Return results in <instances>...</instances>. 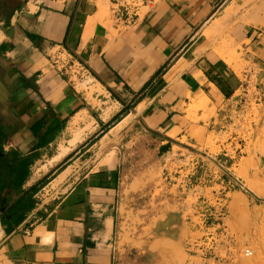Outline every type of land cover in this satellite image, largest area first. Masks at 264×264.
<instances>
[{"label": "crops", "instance_id": "crops-1", "mask_svg": "<svg viewBox=\"0 0 264 264\" xmlns=\"http://www.w3.org/2000/svg\"><path fill=\"white\" fill-rule=\"evenodd\" d=\"M99 1L0 0V264H122L127 156L199 144L197 108L226 123L264 79V32L243 39L240 74L205 46L235 0L119 24Z\"/></svg>", "mask_w": 264, "mask_h": 264}, {"label": "rangeland", "instance_id": "rangeland-1", "mask_svg": "<svg viewBox=\"0 0 264 264\" xmlns=\"http://www.w3.org/2000/svg\"><path fill=\"white\" fill-rule=\"evenodd\" d=\"M261 1L235 0L204 31L205 46L239 74L249 65L243 39L264 32ZM98 7V19L113 20L107 0ZM230 111L222 123L201 104L192 116L203 121L199 144L166 156L142 145L127 156L122 264H264V196L243 186L264 192V79L254 74L248 102Z\"/></svg>", "mask_w": 264, "mask_h": 264}, {"label": "built area", "instance_id": "built-area-1", "mask_svg": "<svg viewBox=\"0 0 264 264\" xmlns=\"http://www.w3.org/2000/svg\"><path fill=\"white\" fill-rule=\"evenodd\" d=\"M116 23L137 19L156 9L164 0H107Z\"/></svg>", "mask_w": 264, "mask_h": 264}, {"label": "bare ground", "instance_id": "bare-ground-1", "mask_svg": "<svg viewBox=\"0 0 264 264\" xmlns=\"http://www.w3.org/2000/svg\"><path fill=\"white\" fill-rule=\"evenodd\" d=\"M243 186L245 187V188H247L249 191H251L252 193H254L255 195H256V193L257 194H259V196L261 195V196H264V192L263 191H261V190H256V189H254L253 187H251V185L250 184H243Z\"/></svg>", "mask_w": 264, "mask_h": 264}, {"label": "water", "instance_id": "water-1", "mask_svg": "<svg viewBox=\"0 0 264 264\" xmlns=\"http://www.w3.org/2000/svg\"><path fill=\"white\" fill-rule=\"evenodd\" d=\"M248 192L253 195V193L251 191L248 190Z\"/></svg>", "mask_w": 264, "mask_h": 264}]
</instances>
